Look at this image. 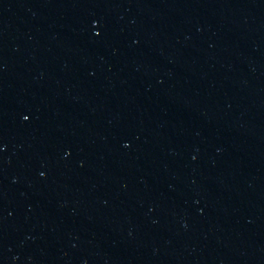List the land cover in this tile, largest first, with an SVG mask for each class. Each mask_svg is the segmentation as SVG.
<instances>
[{
    "label": "water",
    "instance_id": "95a60500",
    "mask_svg": "<svg viewBox=\"0 0 264 264\" xmlns=\"http://www.w3.org/2000/svg\"><path fill=\"white\" fill-rule=\"evenodd\" d=\"M0 195L264 264V0H0Z\"/></svg>",
    "mask_w": 264,
    "mask_h": 264
},
{
    "label": "snow or ice",
    "instance_id": "6c2138e0",
    "mask_svg": "<svg viewBox=\"0 0 264 264\" xmlns=\"http://www.w3.org/2000/svg\"><path fill=\"white\" fill-rule=\"evenodd\" d=\"M97 35H99V33H97ZM25 119H27V117H25Z\"/></svg>",
    "mask_w": 264,
    "mask_h": 264
}]
</instances>
